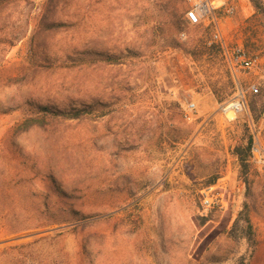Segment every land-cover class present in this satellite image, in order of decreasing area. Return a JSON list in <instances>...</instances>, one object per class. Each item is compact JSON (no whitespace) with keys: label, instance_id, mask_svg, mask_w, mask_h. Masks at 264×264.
<instances>
[{"label":"rangeland","instance_id":"rangeland-1","mask_svg":"<svg viewBox=\"0 0 264 264\" xmlns=\"http://www.w3.org/2000/svg\"><path fill=\"white\" fill-rule=\"evenodd\" d=\"M233 2L234 15L218 16L222 38L264 71V17L248 0L249 15ZM252 83L264 103L263 78L231 71L210 30L188 24L176 0L0 6V264H264V170L250 166L248 186L238 172L234 188L217 186L219 225L169 227L164 244L149 242L138 205L139 193L175 166L198 205L218 179L216 151L239 171L231 150L244 128L264 145V113L255 124L248 110ZM239 91L246 108L225 124L221 107ZM28 101L105 115L23 132ZM189 102L197 113L186 121ZM245 205L255 250L229 234Z\"/></svg>","mask_w":264,"mask_h":264},{"label":"crops","instance_id":"crops-1","mask_svg":"<svg viewBox=\"0 0 264 264\" xmlns=\"http://www.w3.org/2000/svg\"><path fill=\"white\" fill-rule=\"evenodd\" d=\"M238 6L249 15L250 8L247 0H236ZM248 17V16H247ZM222 135L217 137V141L222 139ZM222 142L215 143L219 148ZM219 162L217 167L218 179L214 186L225 189L227 186L234 188L237 184V166L234 160L224 155L226 151L219 152ZM160 172L161 179L155 184L139 193L138 205L141 208V229L148 232L150 243L164 244L167 242V228L180 226H191L194 230L196 223L207 225L208 223L219 225L224 216V211L213 209L206 216L201 215L200 201L196 202V190L192 182L185 178L179 166L165 168ZM165 172V173H163ZM163 173V174H162ZM226 203H224V206ZM199 215V216H197ZM232 220V219H231ZM228 223V227L231 224Z\"/></svg>","mask_w":264,"mask_h":264},{"label":"built area","instance_id":"built-area-1","mask_svg":"<svg viewBox=\"0 0 264 264\" xmlns=\"http://www.w3.org/2000/svg\"><path fill=\"white\" fill-rule=\"evenodd\" d=\"M184 6V16L188 24L192 26H204L210 30L211 42L220 49L221 55L228 68L235 72H254L264 80V71L260 69V61L257 56H250L239 46H228L221 35V27L218 16L230 17L236 12L233 0H176ZM251 95L259 94L258 83L250 84ZM246 108L245 94L241 91L221 107L220 114L225 124H232ZM183 117L191 121L197 113L195 103H186L183 107ZM249 163L256 171L264 170V145L254 138L250 147ZM200 211L206 216L215 208H223L221 198L214 185L204 187L200 192Z\"/></svg>","mask_w":264,"mask_h":264},{"label":"trees","instance_id":"trees-1","mask_svg":"<svg viewBox=\"0 0 264 264\" xmlns=\"http://www.w3.org/2000/svg\"><path fill=\"white\" fill-rule=\"evenodd\" d=\"M56 0H48L49 4H52ZM254 11L264 17V1L263 0H248ZM13 0H0V6H6L12 3ZM52 26V24H49ZM107 62L110 64H121L118 58H109ZM262 96L251 95L248 102V110L253 122L256 124L264 113V103L262 102ZM26 107L30 109L31 116H28L19 125L23 132L31 128H44L55 120H77L84 117H102L105 112L95 109L93 106H82L81 108H71L70 110L60 109L54 106H46L39 103L28 101ZM249 129L244 128L239 144L234 146L231 150V156L236 160L239 171L238 178L244 186H248L249 172H250V147L253 142V137L248 133ZM230 236L233 239H244L249 247L253 250L257 247L256 234L249 218L248 208L245 205L243 210L238 213L235 218L232 227L229 231ZM236 264H245L244 259L239 258Z\"/></svg>","mask_w":264,"mask_h":264}]
</instances>
